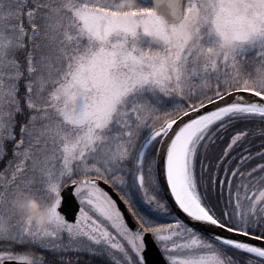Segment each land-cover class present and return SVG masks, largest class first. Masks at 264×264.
Instances as JSON below:
<instances>
[{
	"label": "snow or ice",
	"instance_id": "1",
	"mask_svg": "<svg viewBox=\"0 0 264 264\" xmlns=\"http://www.w3.org/2000/svg\"><path fill=\"white\" fill-rule=\"evenodd\" d=\"M0 164V264H264V0H0Z\"/></svg>",
	"mask_w": 264,
	"mask_h": 264
},
{
	"label": "clouds",
	"instance_id": "2",
	"mask_svg": "<svg viewBox=\"0 0 264 264\" xmlns=\"http://www.w3.org/2000/svg\"><path fill=\"white\" fill-rule=\"evenodd\" d=\"M131 3H137L138 0H130ZM63 13L59 8L52 12L53 20L62 16ZM177 31L180 40L185 46H191L196 41L198 34L190 29H179ZM227 47L232 51H236L238 44L232 40L229 41ZM7 210L12 216L13 220H23L31 222L33 228L39 230L41 233L52 236L56 234V225L51 214V203L48 200H42L34 193H29L21 185L9 191L7 196ZM35 257L41 256L36 252H31Z\"/></svg>",
	"mask_w": 264,
	"mask_h": 264
},
{
	"label": "water",
	"instance_id": "3",
	"mask_svg": "<svg viewBox=\"0 0 264 264\" xmlns=\"http://www.w3.org/2000/svg\"><path fill=\"white\" fill-rule=\"evenodd\" d=\"M62 195L64 197H67V200L69 202V204L71 205V208L74 210L75 214H77L78 210H79V205H78V201H75L73 196H72V189L70 187L66 188V190H64L62 192ZM115 195V194H113ZM122 210L124 209V206L121 204ZM66 219H68L69 221H74V215L72 214V212H70L68 215H66Z\"/></svg>",
	"mask_w": 264,
	"mask_h": 264
},
{
	"label": "rangeland",
	"instance_id": "4",
	"mask_svg": "<svg viewBox=\"0 0 264 264\" xmlns=\"http://www.w3.org/2000/svg\"><path fill=\"white\" fill-rule=\"evenodd\" d=\"M154 47H155V45H154ZM0 169H2V164H0ZM24 251L36 252L37 250L35 248H31V249H24ZM38 253L41 255H45L47 258V253H45V252H38ZM69 255H71V253H69ZM85 258H87V257H85Z\"/></svg>",
	"mask_w": 264,
	"mask_h": 264
},
{
	"label": "trees",
	"instance_id": "5",
	"mask_svg": "<svg viewBox=\"0 0 264 264\" xmlns=\"http://www.w3.org/2000/svg\"><path fill=\"white\" fill-rule=\"evenodd\" d=\"M261 139H262V137H260L259 135L255 136L254 137V143L259 144ZM256 150H258V149H256Z\"/></svg>",
	"mask_w": 264,
	"mask_h": 264
}]
</instances>
